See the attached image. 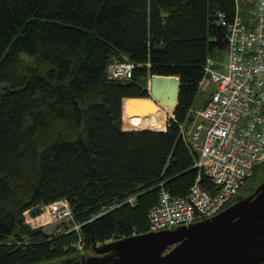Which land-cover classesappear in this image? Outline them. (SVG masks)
I'll return each instance as SVG.
<instances>
[{
    "label": "trees",
    "instance_id": "trees-1",
    "mask_svg": "<svg viewBox=\"0 0 264 264\" xmlns=\"http://www.w3.org/2000/svg\"><path fill=\"white\" fill-rule=\"evenodd\" d=\"M236 11V0H0V264H71L94 242L149 232L163 190L215 191L181 128ZM124 60L130 80L110 73ZM153 75L181 79L174 118L125 131L123 101L148 98ZM61 200L73 217L59 233L27 222Z\"/></svg>",
    "mask_w": 264,
    "mask_h": 264
},
{
    "label": "built area",
    "instance_id": "built-area-1",
    "mask_svg": "<svg viewBox=\"0 0 264 264\" xmlns=\"http://www.w3.org/2000/svg\"><path fill=\"white\" fill-rule=\"evenodd\" d=\"M236 7L228 34L227 62L223 64L226 71L216 69L215 60H207L201 89L208 91L211 86V95L204 109H193L196 119L182 128L186 144L199 152L196 167L211 180L215 192L204 190L198 182L185 198L163 190L159 203L150 211V231L213 217L238 194L255 167L264 163V0H236ZM135 68L129 60L118 61L110 73L130 80ZM131 121L128 131L148 128L133 126ZM55 204L60 208L53 213V222L72 219L66 200Z\"/></svg>",
    "mask_w": 264,
    "mask_h": 264
},
{
    "label": "water",
    "instance_id": "water-1",
    "mask_svg": "<svg viewBox=\"0 0 264 264\" xmlns=\"http://www.w3.org/2000/svg\"><path fill=\"white\" fill-rule=\"evenodd\" d=\"M180 89L179 76L153 75L148 98L124 99L125 116L154 115L160 112L159 105L176 100L175 111ZM93 251L98 256L71 264H264V181L253 195L212 219L175 230L94 242Z\"/></svg>",
    "mask_w": 264,
    "mask_h": 264
},
{
    "label": "rangeland",
    "instance_id": "rangeland-1",
    "mask_svg": "<svg viewBox=\"0 0 264 264\" xmlns=\"http://www.w3.org/2000/svg\"><path fill=\"white\" fill-rule=\"evenodd\" d=\"M25 55H27V54L25 53ZM223 60H224L223 62L226 64L227 58H224ZM218 68H220L222 71H226L223 64L221 66L218 65ZM149 83H150V80H149ZM202 96L205 97L206 94H202ZM159 108H161V111H166L165 113L167 114L165 116V119H164L162 125H160L159 127L149 126V124L147 122V119H149L148 118L149 116L130 118V120H132L131 121L132 123H130V124L133 125V126H146V127H148L146 129H149V128L155 129V130H157V129H162L163 130V128L167 129V127H168L167 126L168 119H169V117H171L174 114V110L171 113V112H168L166 109H164L162 105H159ZM128 126H129L128 118H127V116H125L124 129H127ZM135 128L136 127H134L133 130H135ZM263 177H264V173L262 172V173H259L257 176L249 179L248 182L246 183V185L244 186L241 194H249L252 190L257 188ZM58 208H60V204H59V206H58V204H52L50 206L43 207L42 211H40V214H39V212H37L35 214L28 213L27 217H26L27 218V222L32 227H35V228L45 227V228L48 229V231L50 233L57 234V233L60 232L61 229L63 230V227L65 225H70L71 224L70 223L71 218H67V219L64 218L65 220L62 219L64 221L60 220V222H53V220H52L53 213L55 211H58L57 210ZM94 256H98V255L93 251L90 254L83 255L82 257L89 258V257H94Z\"/></svg>",
    "mask_w": 264,
    "mask_h": 264
},
{
    "label": "bare ground",
    "instance_id": "bare-ground-1",
    "mask_svg": "<svg viewBox=\"0 0 264 264\" xmlns=\"http://www.w3.org/2000/svg\"><path fill=\"white\" fill-rule=\"evenodd\" d=\"M150 82H151V79H150ZM149 86H150V83H149ZM177 104V101H173L169 104H165V105H162L164 109H166L168 112H173L174 108H175V105ZM162 108V109H163ZM166 111H161V108H160V112L157 113V114H154V115H150L149 117L154 119V120H157V121H161L167 114L165 113ZM167 112V113H168Z\"/></svg>",
    "mask_w": 264,
    "mask_h": 264
},
{
    "label": "flooded vegetation",
    "instance_id": "flooded-vegetation-1",
    "mask_svg": "<svg viewBox=\"0 0 264 264\" xmlns=\"http://www.w3.org/2000/svg\"><path fill=\"white\" fill-rule=\"evenodd\" d=\"M255 189H256V188H255ZM254 191H255V190H253L252 192H250V193L247 194V195H239V196L236 198L235 201H239V200H241V199H243V198H245V197H248V196L252 195V194L254 193Z\"/></svg>",
    "mask_w": 264,
    "mask_h": 264
}]
</instances>
